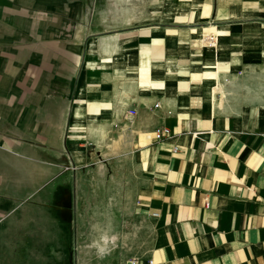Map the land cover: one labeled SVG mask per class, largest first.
<instances>
[{"label":"crops","instance_id":"crops-1","mask_svg":"<svg viewBox=\"0 0 264 264\" xmlns=\"http://www.w3.org/2000/svg\"><path fill=\"white\" fill-rule=\"evenodd\" d=\"M112 6L0 0V264H264V0Z\"/></svg>","mask_w":264,"mask_h":264},{"label":"rangeland","instance_id":"rangeland-1","mask_svg":"<svg viewBox=\"0 0 264 264\" xmlns=\"http://www.w3.org/2000/svg\"><path fill=\"white\" fill-rule=\"evenodd\" d=\"M89 2H94L97 5H104L105 3L113 5V17L117 18L119 22L125 23L126 26H130L137 24L143 15H147L145 9L148 7V4L152 3V0H89ZM257 87L262 89V86L259 84ZM255 95L263 97V92L256 90Z\"/></svg>","mask_w":264,"mask_h":264},{"label":"built area","instance_id":"built-area-1","mask_svg":"<svg viewBox=\"0 0 264 264\" xmlns=\"http://www.w3.org/2000/svg\"><path fill=\"white\" fill-rule=\"evenodd\" d=\"M134 113V111H132ZM156 138L160 139L163 138L166 133H168V129L166 127L159 128L156 132ZM178 148L175 147L174 151H176ZM133 264H135V261H132ZM150 264H152V261H150Z\"/></svg>","mask_w":264,"mask_h":264},{"label":"bare ground","instance_id":"bare-ground-1","mask_svg":"<svg viewBox=\"0 0 264 264\" xmlns=\"http://www.w3.org/2000/svg\"><path fill=\"white\" fill-rule=\"evenodd\" d=\"M117 145V143H115Z\"/></svg>","mask_w":264,"mask_h":264}]
</instances>
